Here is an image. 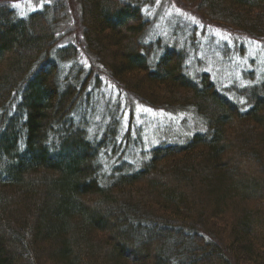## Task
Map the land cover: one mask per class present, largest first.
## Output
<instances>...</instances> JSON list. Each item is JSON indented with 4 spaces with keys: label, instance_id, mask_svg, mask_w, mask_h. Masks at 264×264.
<instances>
[{
    "label": "trees",
    "instance_id": "16d2710c",
    "mask_svg": "<svg viewBox=\"0 0 264 264\" xmlns=\"http://www.w3.org/2000/svg\"><path fill=\"white\" fill-rule=\"evenodd\" d=\"M77 1L84 50L110 80L151 108L193 110L206 129L153 148L137 170L122 163L104 175L116 125L89 137L81 99L90 75L76 64L79 48L61 42L65 1L24 17L0 1V264H264V80L240 91V104L208 73L191 76L183 49L145 43L148 0ZM180 1L264 39V0ZM104 34L117 51L107 52ZM145 85L164 99H143ZM245 160L257 176L242 171ZM196 182L208 192L200 201ZM229 202L257 206L228 219Z\"/></svg>",
    "mask_w": 264,
    "mask_h": 264
},
{
    "label": "rangeland",
    "instance_id": "374dc122",
    "mask_svg": "<svg viewBox=\"0 0 264 264\" xmlns=\"http://www.w3.org/2000/svg\"><path fill=\"white\" fill-rule=\"evenodd\" d=\"M0 1L9 4L16 16L24 17L54 0ZM64 1L68 14L66 23L60 30L61 42L73 43L79 48L80 53L76 64L83 67L84 76L90 75L88 92L91 94L87 105L84 106L83 98L81 99L83 104H81L83 106L81 113L87 124L89 137L100 139L109 124L116 125L113 144L100 156L104 175L110 174L113 168L121 166L122 163H125L130 171L137 170L149 158L153 148L164 144L184 143L194 133L205 131L204 122L193 110L151 108L110 80L84 50L79 30L78 1ZM143 12L150 21L145 43H153L160 39L164 45H174L183 49L186 54L185 64L188 73L193 77L201 72L208 73L216 88L229 98L241 104L240 101L243 99L238 97L239 92L264 80V39H256L248 34L207 22L199 16L192 5L184 4L180 0H148L143 5ZM101 39L105 41L107 52L119 49L109 41L107 34H104ZM103 57L105 62L110 63V57L108 58L106 54ZM95 78L100 80L98 88L94 87ZM124 81L131 83L129 87H132L135 82L128 76ZM136 91L143 99L155 103L164 99L163 93H157L150 85L139 87ZM234 132L236 129L229 134L231 139L234 138ZM259 133L258 129L249 133L253 136L252 145L257 140L254 135ZM236 152H232V156L236 155ZM244 163L242 165L244 173L258 175L255 165L248 160ZM187 191L190 192L193 189ZM149 192L146 186L141 187V196H146L150 204L156 202L157 193ZM206 194L208 192L205 186L196 182L195 199L203 200ZM256 206L255 202H237L234 205L229 202L226 217L230 219L238 215L242 209H256ZM262 208L264 213V207ZM95 239L104 241L103 236Z\"/></svg>",
    "mask_w": 264,
    "mask_h": 264
}]
</instances>
